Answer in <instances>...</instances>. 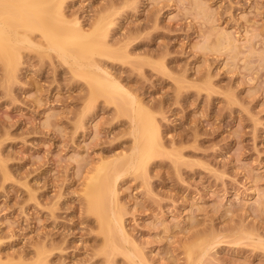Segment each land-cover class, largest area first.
Listing matches in <instances>:
<instances>
[{"label": "rangeland", "instance_id": "374dc122", "mask_svg": "<svg viewBox=\"0 0 264 264\" xmlns=\"http://www.w3.org/2000/svg\"><path fill=\"white\" fill-rule=\"evenodd\" d=\"M46 1L68 50L97 43L90 62L131 96L94 95L37 31L0 54V264H264V0H0V14ZM128 97L158 129L138 170ZM104 165L116 251L87 192Z\"/></svg>", "mask_w": 264, "mask_h": 264}, {"label": "bare ground", "instance_id": "6f19581e", "mask_svg": "<svg viewBox=\"0 0 264 264\" xmlns=\"http://www.w3.org/2000/svg\"><path fill=\"white\" fill-rule=\"evenodd\" d=\"M50 9L51 3L46 1L35 4L33 7H29L28 10L16 9L6 15L0 14L1 56L5 57L7 50L12 51L14 56H18L20 48L34 46L30 33L37 31L46 40L48 50L56 52L67 63L76 68L78 74L87 79L94 87L92 90L94 95H103L108 102L121 108L124 96H131V94L128 92L130 95H127L123 87L109 79L105 70L89 60L90 56L100 54L99 45L88 41L80 46L81 52H70L68 47L76 43V38L73 36L62 38L57 31L60 24L67 23L61 5H56L51 17L46 14ZM15 11L17 12L16 14H14ZM50 18L54 20L52 24H49ZM19 27L23 29V32L19 31ZM72 28L80 34L84 31L78 21L73 23ZM103 32H105L104 29ZM130 105L133 109L132 124L134 123L135 140L129 167L132 170H138L154 154L158 129L153 125L152 120L145 111L146 108L136 98L130 99ZM117 177L118 172L115 169L104 165L90 179L87 190L91 199V208L106 230L108 243L113 251L117 250L114 238L115 232L120 233L122 239L125 236L121 216L115 211V207L112 206L110 209L108 207V201L110 199L113 201L115 198V187L113 184Z\"/></svg>", "mask_w": 264, "mask_h": 264}]
</instances>
